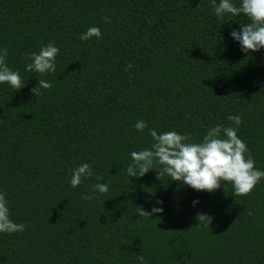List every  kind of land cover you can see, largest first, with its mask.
Segmentation results:
<instances>
[{"label": "trees", "instance_id": "1", "mask_svg": "<svg viewBox=\"0 0 264 264\" xmlns=\"http://www.w3.org/2000/svg\"><path fill=\"white\" fill-rule=\"evenodd\" d=\"M247 23L218 18L214 0H0V48L24 82L0 84V191L25 225L0 233V264H264V179L233 195L224 181L195 191L125 171L129 153L152 143L137 120L198 142L233 114L264 170V49L244 54L229 36ZM92 26L100 39L81 41ZM50 42L55 72L25 71L27 54ZM82 163L93 175L73 188ZM95 183L108 191L93 193ZM156 200L164 211L139 217Z\"/></svg>", "mask_w": 264, "mask_h": 264}, {"label": "clouds", "instance_id": "2", "mask_svg": "<svg viewBox=\"0 0 264 264\" xmlns=\"http://www.w3.org/2000/svg\"><path fill=\"white\" fill-rule=\"evenodd\" d=\"M230 14L237 17L243 14L249 21L239 24L229 32L233 41L237 42L242 53L257 52L264 49V0H239V6L234 0H214V15L218 18ZM108 22V17L104 18ZM95 37L100 39L101 33L97 26L87 28L79 35L81 41H88ZM59 49L53 44L42 45L38 52L27 54L28 63L25 71L36 72L41 75L54 73L56 70V56ZM7 50L0 48V84H7L10 88L20 89L24 82L18 71L10 69L5 63ZM50 82L38 80L37 87L49 88ZM36 87V88H37ZM34 90V89H33ZM231 126L216 124L209 127L198 141H192L188 134L170 130L157 132L155 128H148L147 122L137 120L134 124L136 131L151 137L150 147L129 153L130 163L125 171L130 178L142 177L149 170L157 171V179L166 175L172 181H178L195 191L211 192L221 187V181L230 183L233 195H246L253 187L264 179V170L256 168L255 161L249 154L245 142L237 135L241 124L239 115H229ZM159 166V170L157 167ZM93 172L88 163H82L71 171L69 184L76 188L83 180L88 179ZM93 193L104 194L108 191L105 183L92 185ZM85 199H93L90 194ZM198 200H193L195 206ZM164 211L163 201L156 200L148 210L137 207L136 213L150 217ZM206 216L199 214L198 221ZM25 225L10 219V211L6 194L0 191V233L10 234L21 232ZM137 259L143 264V257Z\"/></svg>", "mask_w": 264, "mask_h": 264}]
</instances>
